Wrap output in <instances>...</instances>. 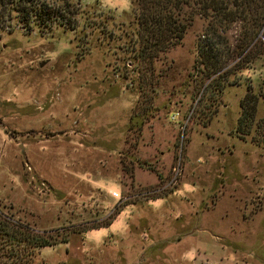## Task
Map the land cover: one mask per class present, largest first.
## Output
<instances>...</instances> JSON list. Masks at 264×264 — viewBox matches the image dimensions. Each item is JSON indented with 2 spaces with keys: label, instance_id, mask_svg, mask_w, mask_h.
<instances>
[{
  "label": "rangeland",
  "instance_id": "374dc122",
  "mask_svg": "<svg viewBox=\"0 0 264 264\" xmlns=\"http://www.w3.org/2000/svg\"><path fill=\"white\" fill-rule=\"evenodd\" d=\"M39 1L0 5V264H264V26L207 75L194 17L146 69L130 11Z\"/></svg>",
  "mask_w": 264,
  "mask_h": 264
},
{
  "label": "trees",
  "instance_id": "16d2710c",
  "mask_svg": "<svg viewBox=\"0 0 264 264\" xmlns=\"http://www.w3.org/2000/svg\"><path fill=\"white\" fill-rule=\"evenodd\" d=\"M3 3H8L23 22L32 20L33 10L37 11L34 17L39 23L61 18L51 8L40 10L43 2L39 0H0L1 6ZM131 3L127 48L130 57L146 69H150L158 54L179 41L194 17L204 22L198 55L207 75L223 72L224 65L236 57L233 64L237 65L251 46L260 42L257 35L264 26V0H131ZM232 25H237L238 30L234 44L229 47L224 33Z\"/></svg>",
  "mask_w": 264,
  "mask_h": 264
},
{
  "label": "clouds",
  "instance_id": "9594fccd",
  "mask_svg": "<svg viewBox=\"0 0 264 264\" xmlns=\"http://www.w3.org/2000/svg\"><path fill=\"white\" fill-rule=\"evenodd\" d=\"M101 4L110 9H115L119 5L123 11H130L132 7L131 0H101Z\"/></svg>",
  "mask_w": 264,
  "mask_h": 264
}]
</instances>
